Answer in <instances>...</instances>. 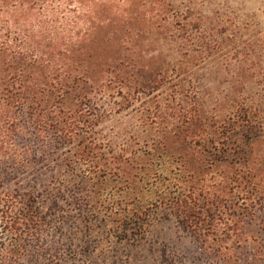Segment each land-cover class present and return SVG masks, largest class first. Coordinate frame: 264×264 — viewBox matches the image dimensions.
Returning a JSON list of instances; mask_svg holds the SVG:
<instances>
[{
  "label": "trees",
  "instance_id": "16d2710c",
  "mask_svg": "<svg viewBox=\"0 0 264 264\" xmlns=\"http://www.w3.org/2000/svg\"><path fill=\"white\" fill-rule=\"evenodd\" d=\"M52 1L0 0V264H131L136 251L139 260L161 264H264V165L249 159L260 124L234 113L214 129L157 101L152 115L174 125L169 155L146 158L156 148L151 134L140 145L112 144L95 130L103 114L91 96L108 71L95 77L79 60L85 53L54 32L57 20L43 19L56 12ZM157 133L164 149L168 132ZM82 134L99 153L71 151ZM102 153L113 154L115 170L126 176L120 164L136 159L148 160L152 171L130 168L135 192L94 194L80 163L85 156L104 162ZM145 183L151 202L141 193ZM159 222L166 226L161 237L148 240ZM181 237L188 247L177 244Z\"/></svg>",
  "mask_w": 264,
  "mask_h": 264
},
{
  "label": "rangeland",
  "instance_id": "374dc122",
  "mask_svg": "<svg viewBox=\"0 0 264 264\" xmlns=\"http://www.w3.org/2000/svg\"><path fill=\"white\" fill-rule=\"evenodd\" d=\"M51 4L56 12L43 19L53 16L57 20L54 32L63 33L70 45L85 53L79 60L84 59V65L94 69L95 77L100 71H108L91 96L94 108L103 114L95 130L112 144L140 145L138 139L151 134L156 148L146 158L169 155L176 146V136L168 130L174 125L170 121L160 123L152 115L157 110L154 103L159 101L161 109L185 108L214 129L234 113L238 117L231 118L240 122L245 117L257 121L260 135L250 141L249 159L264 165V0H53ZM161 129L168 132L164 149L157 133ZM90 138L80 135L71 151L77 154L84 148L99 153ZM102 156L104 162L95 163L85 156V164L80 163L89 168L94 194L109 187L135 192L137 176L130 175H135L130 168L145 165L143 173L152 171L148 160L136 159V163L120 164L128 167L130 174L126 176L115 170L113 154ZM221 168L215 170H225ZM151 191L145 183L141 193L146 202L153 200ZM161 211H153L156 219H161ZM160 224L164 226L157 223L148 240L154 234L161 237ZM176 234L171 237L176 238ZM177 244L188 247L182 237ZM134 254L138 262L131 264H161L152 259L143 262L137 251Z\"/></svg>",
  "mask_w": 264,
  "mask_h": 264
}]
</instances>
